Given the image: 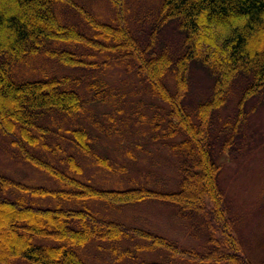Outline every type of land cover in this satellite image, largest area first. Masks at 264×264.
<instances>
[{
	"label": "trees",
	"instance_id": "1",
	"mask_svg": "<svg viewBox=\"0 0 264 264\" xmlns=\"http://www.w3.org/2000/svg\"><path fill=\"white\" fill-rule=\"evenodd\" d=\"M108 1L115 15L103 21L76 0H0V132L19 162L58 184H29L0 173V264H101L95 252L112 264H253L219 186L211 119L236 79L245 83L241 102L264 86V0H162L146 44L131 28L127 0ZM62 5L80 16L78 23L58 17ZM167 24L184 35L178 54L158 38ZM38 54L56 59L58 68L79 69V75L51 71L17 82L13 65ZM193 63L213 78L209 98L194 111L185 105ZM108 67L125 69L131 84L137 79L153 100L151 110L167 104L163 113L146 116L138 108L148 105L143 99L125 101L120 86L82 72ZM122 113L168 147L179 174L176 188L152 185L149 174L147 183L136 182L97 149L93 130L115 128ZM244 115L239 110L237 121ZM105 117L112 124L105 126ZM65 135L76 153H64L59 143L49 146V136ZM48 150L52 160L44 155ZM78 155L110 173L116 187L83 180ZM149 201L174 205L181 219L201 217L203 247L181 246L108 213ZM158 252L163 260L154 259Z\"/></svg>",
	"mask_w": 264,
	"mask_h": 264
},
{
	"label": "rangeland",
	"instance_id": "2",
	"mask_svg": "<svg viewBox=\"0 0 264 264\" xmlns=\"http://www.w3.org/2000/svg\"><path fill=\"white\" fill-rule=\"evenodd\" d=\"M76 1L103 21H109L115 15L114 8L108 0ZM161 3L162 0H127L131 28L144 44L148 42L150 27L157 19L156 11ZM61 8V14L56 12L61 20L65 21L64 17H66L68 20L76 22L80 18L68 6L62 5ZM212 35L215 34L212 33ZM158 38L165 39L170 46V51L173 54H178L184 35H180L175 24H167L161 28ZM158 48L162 49L163 47L159 44ZM202 50L200 49V52ZM55 60L44 54H38L26 62L14 64L12 75L17 82L28 78L31 80L41 79L44 78L43 73L51 71L57 72V74L79 75L80 71L77 68L71 70L56 67L58 63ZM192 65L190 87L185 98V105L194 111L200 101L209 98L213 78L211 73L205 71L197 63ZM82 72L87 75L89 80L103 76L110 82V85L117 88L120 86V90L126 94L123 97L125 101L135 104L138 100L143 99L148 105L145 104L138 108L140 112H145L146 116H152L155 110L163 113V107L168 106L159 102L160 104L155 103V109L151 110L149 103L153 100L144 92V86L137 79H133V84L129 82L133 76H128L125 69L108 67L102 73H99L97 69H88ZM244 86V82L239 83L236 79L225 104L214 111L211 119L212 144L215 158L221 165L219 186L225 197L228 213L235 224L236 234L242 248L253 264H264V86L259 93L246 96L241 102L244 97L242 96ZM154 102L157 101L154 100ZM239 110L245 112L244 118H241L240 122L237 121ZM119 117H126L128 120ZM107 118H104L105 126H109V123L112 124ZM84 122L86 121L84 120ZM114 125L117 126L115 128L112 126L107 131L104 128L93 130L95 131L94 137H96L94 144L97 149L109 156L114 164L122 166L130 176L135 177L136 182L147 183V174H149L152 185L163 189L176 188L179 174L174 164V157L170 154L168 147L159 142L155 143L151 136L149 139L150 134L147 135L146 125L133 124L125 113L116 115ZM52 129L55 127L52 126ZM6 138L0 132V173L29 184L58 187L57 183L48 180L42 172L26 162H19L14 154L16 153L15 149L11 143L6 141L8 139ZM47 141L51 147H55L59 143L64 153L65 150L75 152L71 148L67 135L64 137L49 136ZM139 143L142 149L138 147ZM129 152L132 156L128 154ZM44 155L49 160L54 157L49 150ZM76 158L83 168L81 175L83 180H89L98 186L116 187L117 180L110 173L99 169L80 155ZM55 161L58 162V159ZM108 213L112 218L127 225L144 227L157 234L167 236L181 246L201 248L205 243V234L198 229L197 225L201 217L191 216L181 219L172 204L149 201L108 210ZM87 252L93 253V246H90ZM95 255L101 257L99 258L101 264H112L106 260L111 257L103 252H98V254L95 252ZM154 259L163 260V253H156ZM19 264L27 263L21 261Z\"/></svg>",
	"mask_w": 264,
	"mask_h": 264
}]
</instances>
